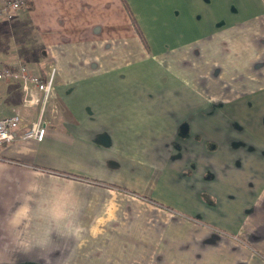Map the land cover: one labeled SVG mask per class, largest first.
<instances>
[{
	"label": "crops",
	"instance_id": "0c3cea01",
	"mask_svg": "<svg viewBox=\"0 0 264 264\" xmlns=\"http://www.w3.org/2000/svg\"><path fill=\"white\" fill-rule=\"evenodd\" d=\"M24 2L0 64L55 80L0 82L45 128L0 145V264H264V0ZM72 200L82 238L37 247Z\"/></svg>",
	"mask_w": 264,
	"mask_h": 264
},
{
	"label": "built area",
	"instance_id": "2783aa9c",
	"mask_svg": "<svg viewBox=\"0 0 264 264\" xmlns=\"http://www.w3.org/2000/svg\"><path fill=\"white\" fill-rule=\"evenodd\" d=\"M27 9L28 6L24 0H0V19L7 21L18 19ZM54 80L55 69L52 66L46 71L45 78H42L34 67L28 63L0 64V82L20 83L24 88L33 85L35 89L41 92L43 104L47 102L51 95ZM21 120L19 113L0 116V145L16 138L36 137L40 139L44 135V125L39 121L33 122L21 134H18Z\"/></svg>",
	"mask_w": 264,
	"mask_h": 264
},
{
	"label": "clouds",
	"instance_id": "9594fccd",
	"mask_svg": "<svg viewBox=\"0 0 264 264\" xmlns=\"http://www.w3.org/2000/svg\"><path fill=\"white\" fill-rule=\"evenodd\" d=\"M79 202L72 200L65 205L60 214L50 215L51 227L43 233L42 238L38 241L37 247L45 249L52 243L53 232L55 235L64 240H79L82 238L84 229L78 222ZM30 251L31 248L26 246Z\"/></svg>",
	"mask_w": 264,
	"mask_h": 264
},
{
	"label": "rangeland",
	"instance_id": "374dc122",
	"mask_svg": "<svg viewBox=\"0 0 264 264\" xmlns=\"http://www.w3.org/2000/svg\"><path fill=\"white\" fill-rule=\"evenodd\" d=\"M19 49H21L20 47H19ZM25 58L27 59V60H29L30 62H36L37 61V59L35 58V57H33L31 54H27V56H25ZM25 59V60H26ZM29 65H31L32 66V63H30ZM34 66V65H33ZM51 100V97H49V99L47 100V102L48 101H50ZM47 102H46V104H47Z\"/></svg>",
	"mask_w": 264,
	"mask_h": 264
},
{
	"label": "trees",
	"instance_id": "16d2710c",
	"mask_svg": "<svg viewBox=\"0 0 264 264\" xmlns=\"http://www.w3.org/2000/svg\"><path fill=\"white\" fill-rule=\"evenodd\" d=\"M122 1H123L124 5L126 6V3L124 2V0H122ZM126 7H127V6H126ZM28 8H29V6H28ZM129 14H130V12H129ZM130 17H131V19H132V23H133L135 29L137 30L138 34L141 36V33H140V31H139V29H138V27H137V25H136L134 19L132 18L131 14H130Z\"/></svg>",
	"mask_w": 264,
	"mask_h": 264
}]
</instances>
